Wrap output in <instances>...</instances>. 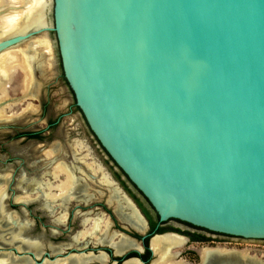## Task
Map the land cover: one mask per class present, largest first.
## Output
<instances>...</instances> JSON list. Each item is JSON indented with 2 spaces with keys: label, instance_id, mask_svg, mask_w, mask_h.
Returning a JSON list of instances; mask_svg holds the SVG:
<instances>
[{
  "label": "water",
  "instance_id": "95a60500",
  "mask_svg": "<svg viewBox=\"0 0 264 264\" xmlns=\"http://www.w3.org/2000/svg\"><path fill=\"white\" fill-rule=\"evenodd\" d=\"M43 34L53 76L59 57L90 131L160 223L264 241V0H51L47 25L1 38L0 55ZM33 55L31 92L0 101V110L29 98L42 104L45 55ZM21 117L1 119L0 135L25 126ZM7 163L0 157V264L62 262L45 251L56 234L33 235L31 201H17L40 193L34 212L45 215L44 193L28 190L18 159ZM28 167L33 178L50 174ZM248 258L264 264V253Z\"/></svg>",
  "mask_w": 264,
  "mask_h": 264
},
{
  "label": "flooded vegetation",
  "instance_id": "af4514ba",
  "mask_svg": "<svg viewBox=\"0 0 264 264\" xmlns=\"http://www.w3.org/2000/svg\"><path fill=\"white\" fill-rule=\"evenodd\" d=\"M55 77L57 81H59V79H63V81L68 86L67 82L64 79L63 73L59 75L57 74V76ZM41 109H43V111L46 114L45 122H44L45 126H41L40 121L35 122L31 120V122H28L25 126H22L21 129L17 126H13V127H10V130L7 131L4 135L2 136L0 135V149L6 152L5 155L0 154V157H7V162H8L7 164L14 163V160L16 158L20 161V164H22L23 168L27 167V172L29 174V177L27 180L30 181L28 190L31 193L32 191L36 189L43 190L42 192L44 193V196L42 197V207L43 208L45 207L44 210L47 211L48 214L42 215L43 213L40 211L34 212V209L38 205L33 201L38 196H40L39 194L37 195L34 193L27 195L30 197L32 196L28 200V202L29 201L31 202L29 206L27 207V211L29 215V220L33 222L34 224V229L32 231L33 235H36L42 232V230L45 232V235L47 237H49L53 233L56 234L55 237L50 238V241L45 240L44 242L45 251L47 253L50 254L52 253V251L56 250V252H59V254H61L60 259L61 260L63 259V261L68 259L69 256L71 257V255L74 257L80 256L86 259L87 264H124V263L126 264V262L127 261L130 262V260L137 261L138 264H153L157 260V257L154 255V252L152 249V241L157 237L173 235V236H177V237L187 240L186 241L187 244H185L184 247L189 246V249H190L189 252H185L182 249V251L179 252L177 256L176 261L182 260L188 264H192L188 259L184 258V256L192 255V252L194 251L199 258L198 264H200L201 258L198 252L196 251L197 248H195V245L198 246V249H199L204 246L205 247L206 246L217 247V246H227L226 244L232 245L235 239L243 241L242 239H239V238H233V237H228V236H224L220 234H215V233L206 231L204 229L196 228L189 224L182 223L179 221L171 220L165 223H160L158 215L156 214V212L154 211L150 203L129 182V180L123 174V172H121L119 169H118L119 172L109 171L103 166L105 173H107L106 175L108 176L110 181L115 184L114 186L117 188L113 186L111 188L106 185L105 186L102 185L99 182V176L93 175L94 173L89 168V165H87L90 159L91 161L97 162L96 159L92 156V151H91V157H89V159L87 158L81 159L84 155L79 154L75 145H73L75 144L76 140H72L71 138L64 137L63 136L64 132H63L62 127L61 129L59 128L58 130V126L61 124L62 119L67 115L73 114L75 111L79 112L80 116L83 118L80 110L77 108L75 104V98H74V103H72L69 106V110L67 113H57L54 109H52V107L50 108V104L48 103V100L46 99V97H44V94H43ZM85 125L88 128L89 134L92 135L94 143H98L97 139L94 137V135L90 131L86 122H85ZM7 134L11 136L13 139L7 141L5 138V135ZM32 135H38V137L37 138L31 137ZM49 135L54 137L53 142H50L49 137H48ZM20 140L22 142L20 143V145H18L17 142ZM33 142H36L35 147H33L31 144ZM84 143L86 144V142ZM73 146L75 150L72 148ZM59 147L61 149L62 148L64 149L63 155L59 154V151H58L60 149ZM88 147L90 148V146ZM20 148H23V149H20ZM47 149H51V151H53V149H56L58 152V155H60V157H57L52 165H49L47 163L48 160L46 161L45 159L47 158L52 159V158H55L57 155L48 157L47 152H46L48 151ZM37 150L39 151V154H35L36 153L35 151ZM20 151H23V152L25 151L28 153L25 154L24 152V153H21L22 155H20L18 153ZM33 154H34V157L37 155L42 159L40 163H35L34 161L35 158L32 157ZM62 157L63 159H60ZM107 157L109 159V162L113 166L114 164L113 161L108 155ZM25 159L26 160L28 159L29 163ZM80 161H83L84 163ZM28 164H31L32 166L34 165L36 167L39 166V168L48 167V171L50 172V174L45 175V176L40 175L37 178H33V176H31L30 174L31 167H28ZM58 164L65 165V167L70 168V170L73 173L78 174L79 184H80L79 188L80 190L84 191L82 192L84 194L79 193V192L73 193L74 197L70 195L66 198V201H62L61 199H52V197H50L49 191L51 187L54 186L57 182H59L61 180L60 178H63L61 175L58 179L56 178L55 180L54 171L52 170H55L56 165ZM42 165L43 166L45 165V166L42 167ZM19 167L20 165L15 164L16 170ZM19 173L20 171L18 170L17 174ZM29 178H31L32 180H30ZM16 187H19V186L16 185ZM21 188L23 187L21 186ZM114 188L116 190L119 189L118 192L120 195L119 194L117 195L118 198H121V200L122 199L128 200L131 203V205L133 204L132 205L134 207L133 209L136 210V213L138 212L139 217L141 216L140 218L143 221V225H144L143 231H138L134 227L130 226L127 222L122 220L119 217V215L116 213L114 206L112 207V205L109 204L108 199L111 195V190ZM48 199H50L49 201H52V202L50 203ZM122 203H124L123 200H122ZM49 207H51L52 209L51 211L49 210ZM14 208L16 209V207ZM62 213L64 216L65 215L67 216L68 221L66 219L65 221L64 219H62L64 217ZM125 214H127V211L123 210L122 216L123 217L126 216ZM58 216L59 218H57ZM93 218H98V219L105 218L104 220H109L110 224L107 230L108 235L106 236V238L107 237L108 238L106 239V243L104 244L94 243L95 241L92 236H89L90 238L87 237L84 240L83 238L80 237L82 236L84 231L87 228H89ZM123 224L129 225L132 228L130 230H127V228H125ZM37 226H39L40 228V232L38 233L36 232ZM100 232L101 230L100 228H98V231L96 230L95 234L98 235L100 234ZM145 234L146 235L152 234V235L143 239ZM119 237H122L125 240H129L132 243L133 247L128 249L129 251L125 250L121 254H115L116 252L113 247L112 241H113V238L117 239ZM82 240L84 241V243L82 242ZM227 248L237 249V248H231V247H227ZM125 254H127L126 257H124ZM251 254H255V253L251 251ZM101 255L104 257L105 261L103 262L96 261L95 258ZM66 256L68 257L65 258ZM51 258L54 259L55 256L51 254Z\"/></svg>",
  "mask_w": 264,
  "mask_h": 264
},
{
  "label": "bare ground",
  "instance_id": "6f19581e",
  "mask_svg": "<svg viewBox=\"0 0 264 264\" xmlns=\"http://www.w3.org/2000/svg\"><path fill=\"white\" fill-rule=\"evenodd\" d=\"M8 1H9V4H6L5 0H2L0 2V12L4 11V14L0 15V39L7 37V36L14 35V34H19V33L24 34L33 28H41L47 25V18H46L47 8L51 0H8ZM8 11H10V13ZM51 48L52 46L50 44L49 36L47 34H43L39 38L29 40L28 42L19 45L15 51H9V52L1 54L0 55V91L2 92L6 89V84L9 83L8 80L12 77L14 73V69L18 68L24 73V76H25V80L23 83L24 91L26 93H30L31 88L33 86L32 64L35 61V58H34L35 56L33 54L39 49H45L46 51L50 53ZM48 61L50 63V66L52 67L54 64L53 57L50 58ZM2 99H0V101H2ZM6 109L7 108L5 107L2 110H0V120L1 119H11V117L7 116ZM21 119H22V122L25 123L24 120L26 118L21 117ZM73 145H75L79 154L84 155L83 156L84 158L82 157L81 159H86V158L89 159V157H91L90 151L87 149L84 142H76ZM72 148L75 150L74 146ZM63 150L61 148L58 150L60 155H63ZM84 152H87V153L85 154ZM27 153L28 152H25V154ZM54 154L55 153L53 151L47 152L48 157L56 156ZM32 157L35 158L34 154ZM90 161L87 165H89V168L94 173L93 175L99 176V182L104 186L106 185L111 188L112 186L115 187L114 186L115 184L110 181L108 176L103 171V168L99 164H97L95 161H91V163ZM80 162H83V161H80ZM44 166L42 165V167ZM52 171H54L55 180L56 178L58 179L61 175L63 177V178H60L61 180L57 182L54 186H52L51 189L49 187L50 197H52V199L63 200L70 195L73 196V193L84 192L83 190H80L79 188L80 184H79L78 179L72 173L69 172V170L65 167V165L60 164L55 168V170H52ZM115 188L111 190V195L108 199L109 204L112 205V207L114 206L116 213L119 215V217L122 220L127 222L130 226L134 227L138 231H143L144 225H143V221L140 218L141 216L139 217L138 212L136 213V210L133 209L134 208L132 206L133 204L131 205V203L128 200L122 199L124 202L122 203L121 198H118L117 196L119 194L118 192L119 189L116 190ZM3 191L4 189L0 188V197L3 195ZM31 197L26 195L23 197H19L17 201L19 202L28 201ZM49 200L50 199H48V201ZM49 202L51 203L52 201H49ZM123 210L127 211V214H125L126 216L124 217L122 216ZM57 218H59V216ZM62 219H64V221L65 219L67 220V216L65 215ZM104 219L103 218L101 219L93 218L89 228H87L84 231V233L82 231L83 234L80 237L83 238L84 240L85 238L92 236L95 241L94 243L96 244L106 243V239L108 238V237L106 238V236L108 235L107 230L109 228L110 223H109V220H104ZM98 228H100L101 232L100 234L97 235L95 233H96V230L98 231ZM83 240L82 242L84 243ZM186 241L187 240L183 238L173 236V235H166V236L155 238L152 241V249H153L154 255L157 257V260L153 264H188L182 260L176 261V258L179 252L184 248L185 244H187ZM38 243L39 241L36 242L34 245H38ZM112 244L116 252L115 254H121L125 250H128L133 247L132 243L129 240H125L122 237H119L117 239L113 238ZM196 251L198 252L201 258L200 264H257V262H255L253 259L248 258V252L251 251L249 249H244L243 252H238V251L235 252L233 250H227L225 246H217V247H210V246L205 247L204 246L202 248L197 249ZM95 260L98 262L105 261L102 255L99 257H96ZM127 262L126 264H138V262L134 260L133 261L130 260V262L129 261ZM57 264H87V263H86L85 258H82L80 256L74 257L71 255V257L69 256V258L66 259L65 261L59 262Z\"/></svg>",
  "mask_w": 264,
  "mask_h": 264
},
{
  "label": "rangeland",
  "instance_id": "374dc122",
  "mask_svg": "<svg viewBox=\"0 0 264 264\" xmlns=\"http://www.w3.org/2000/svg\"><path fill=\"white\" fill-rule=\"evenodd\" d=\"M2 0H0L1 2ZM6 4H9L8 0H5ZM10 13V11H8ZM13 12V11H11ZM7 14V13H6ZM47 18V17H46ZM52 40L55 41L54 35H51ZM53 41V42H54ZM50 44H52V41H50ZM52 46V45H51ZM45 49H42L43 55H45V62L43 69L45 70V77L48 78L47 85L44 87L43 94L44 97L48 100V103L50 104V108L54 109L57 113H67L69 110V106L74 103V97L69 90L68 86L66 83L63 81V79H59V81L56 80V77L53 76L52 72V67L50 66L49 59L53 57V51L50 49V53L46 51ZM58 61V75L62 73L61 69V64H60V59L57 57ZM15 73V75H14ZM14 77L12 82L10 83V87L8 89V94L6 92V89L4 91H0V99H8V98H14L22 95L24 93V80L25 76L24 73L20 69H14ZM40 74V73H39ZM12 75V76H13ZM6 82V81H5ZM33 107V108H32ZM6 114L8 117L12 118H18V117H25V115H29V111L33 109L35 112L31 116L32 121H40L41 126H45V117L46 114L41 109V103L39 102L38 99L34 98H29L22 103H17L14 105H8L6 107ZM25 123L28 122V120H24ZM63 129V136L66 138H71L72 140H76V142H86L88 146L86 145L87 149L90 151V156H91V151H92V156L96 159V163L99 164L102 168L103 166L108 169L109 171H118L119 170L111 165L109 162V159L105 152L102 150L100 145L98 143H94L93 137L91 134L88 132V128L85 125L84 119L80 116L79 112L75 111L73 114L65 116L61 124L58 126L59 128ZM50 142L54 141L53 136H48ZM5 138L7 141L12 140L13 138L9 136L8 134L5 135ZM12 142V141H11ZM91 149V150H90ZM50 152L51 149H47ZM63 150V148H62ZM64 153V150H63ZM85 154L87 152H84ZM0 154L5 155L6 152L2 151L0 149ZM59 165V164H58ZM56 165V167L58 166ZM104 171V168H103ZM105 172V171H104ZM107 174V173H105ZM10 176V175H8ZM36 232H40L39 226L36 227ZM227 247L231 248H237V249H249L253 251V253L258 254L259 256L263 255L264 253V241H240V240H234L232 245L226 244ZM195 248L198 249V246L195 245ZM189 246L184 247L183 251L189 252ZM182 251V250H181ZM180 251V252H181ZM184 258L188 259L192 264H198L199 263V258L196 255V253L193 251L192 255H185Z\"/></svg>",
  "mask_w": 264,
  "mask_h": 264
},
{
  "label": "trees",
  "instance_id": "16d2710c",
  "mask_svg": "<svg viewBox=\"0 0 264 264\" xmlns=\"http://www.w3.org/2000/svg\"><path fill=\"white\" fill-rule=\"evenodd\" d=\"M31 137L37 138V137H38V135H32Z\"/></svg>",
  "mask_w": 264,
  "mask_h": 264
}]
</instances>
